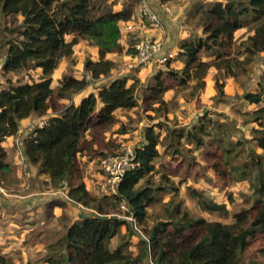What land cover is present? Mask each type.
Masks as SVG:
<instances>
[{"label":"trees","instance_id":"1","mask_svg":"<svg viewBox=\"0 0 264 264\" xmlns=\"http://www.w3.org/2000/svg\"><path fill=\"white\" fill-rule=\"evenodd\" d=\"M141 1L124 0L121 10L114 11L116 0H0L2 74L29 69L40 73L36 80L23 83L6 80V86L0 87V143L17 134L22 120L50 114L22 140L23 162L37 167L38 174L47 176L52 187L66 190L70 201L92 211L66 226L64 233L46 246L41 261L139 264L148 257L153 264H244L245 260L247 264H264V160L261 157L250 163V167L257 169L256 182L251 186L253 205L234 214L230 224L191 218L181 211L178 203L173 208V214L179 216L177 221H157L143 230L137 256L132 257L125 242L112 250L108 247L125 222L106 209L103 204L106 199H112L113 207L124 204L128 216L142 227L147 218L146 209L158 201L157 195L172 189L170 176L163 170L165 166L155 168L154 161L159 157L157 147L162 141L155 126H148L143 130L142 144L134 148L137 168L124 176L116 194L93 195L85 188L78 159L88 143L86 135L91 145L95 133L114 123L117 111L140 106L145 112L156 113L166 106L163 100L166 91L186 87L190 81H195V89H203L211 67L225 76L235 77L234 69L264 52V0L216 1L195 14L203 37L183 40L177 46L176 58L183 61V68L172 69L168 62L165 67L153 70L146 84L134 76L112 78L98 87L95 94L89 93L75 105L74 95L93 81L110 75L114 63L105 59V55L121 52L120 24L131 20L134 8ZM250 24H255L253 33L239 43L244 59L230 58H235L231 56L234 33ZM80 41L97 48L98 60L85 59L80 79L65 74L52 87L51 76L59 62L71 58L73 47ZM128 53L134 55V51ZM203 53H210L208 57L212 59L202 60ZM214 87L217 96L222 95V86L216 79ZM242 98L249 105H257L243 116L246 123L257 124L252 130V140L264 152V94L246 92ZM209 122V118H204L189 130L171 129L169 142L179 143L184 139L195 150L206 146L207 167L228 187L235 173L239 179L247 176L244 170L247 166L243 165L241 170L233 166L231 159L236 155L233 149L240 144L211 140L207 131ZM205 137L210 140L204 142ZM5 160L6 153L0 147V178L10 172ZM154 175L159 176L156 184L150 182ZM188 195L203 212L228 216L224 205L212 202L194 189L189 188ZM255 244L258 250L248 252ZM0 264H10L2 254Z\"/></svg>","mask_w":264,"mask_h":264},{"label":"rangeland","instance_id":"2","mask_svg":"<svg viewBox=\"0 0 264 264\" xmlns=\"http://www.w3.org/2000/svg\"><path fill=\"white\" fill-rule=\"evenodd\" d=\"M254 26L255 24H250L234 33L231 56L235 58H230L244 59L245 55L239 43L245 41L247 36L253 33ZM182 28L187 31L188 37L186 39L203 37L201 28L198 25L197 15L189 17L187 14ZM131 43L130 48L126 49L127 52L134 51L132 48L134 42L131 41ZM89 49H91L90 46H86L85 43L80 41L71 58L61 59L54 71V78H61L65 74L80 75L83 73L84 70L81 63L91 56ZM208 55L203 53L202 60L212 59ZM2 61L3 56L0 54V87L6 86V80H10L13 83L29 82L36 80L39 76L38 74H40L39 70L29 69L3 75L1 71ZM117 65V62H114L113 69H117ZM210 69H212V73L210 75L207 73L204 78L203 89H195V81H190L186 87L168 90L163 98L166 106L160 108L158 112H145L140 106L132 110L117 111L114 123L105 128L103 132L95 133L91 145L88 144L89 136L86 135L87 138L85 140L88 143L85 144L84 154L79 157V161L84 182L90 184V187L93 188L98 197L111 196L100 193L98 190L102 181L99 160L106 155L116 153L120 145H128L131 148L140 146L143 142V130L148 126H155L154 130L159 133L160 141H162V145L157 147L159 157L154 161L155 168L159 169L160 166H165L163 170L170 176L169 185L172 189L168 192H160L157 195L158 201L146 209L147 218L144 225L141 227L135 223L138 231L133 229L132 222L128 220L127 211L121 209V205L113 207L112 199H106L103 203L106 204V209L125 222V225L119 228L117 236L110 240L108 245L110 250L114 249L119 243L125 242L132 257L137 256L139 254V240L144 236L143 230H148L157 221H177L179 216L173 214V208L178 203L181 211H186L191 218L202 217L207 221H217L224 224H230L233 222L234 214L253 205L251 186L256 182L257 169L250 167V163L252 161L255 162L258 157L264 160V152L252 140V130L258 127L257 124L246 123V118L243 116L244 112L255 109L257 105H249L243 100L242 96L246 92H262L264 94V52L254 56L250 63L248 62L240 68L234 69L235 77L225 76L222 71H217L213 67ZM118 72L121 73L120 71ZM119 73L116 72L113 76H117ZM215 79L222 86V95L220 96H217L214 87ZM138 103H140V100H138ZM204 118H209L210 121L207 131L211 135L209 137L211 140L221 139L226 144L234 145L236 142L240 144L233 149L236 155L231 159V163L240 170L243 165L247 166L244 169L247 172V176L244 179H239L237 173H235L233 181L228 187H225L215 177L213 171L207 167L204 161L206 146L195 150L194 146L184 139L179 143L169 142V130H175L179 127L189 130L200 119ZM22 132L19 133V142L16 143L14 150V157L21 164L18 145L23 140ZM210 139L205 137L203 140L205 142ZM176 151L178 153H175ZM26 164L20 165V171L23 177L22 185L25 183V186L28 187V180L24 173L28 171V167L25 170ZM158 181V175L151 176L150 182L152 184H156ZM0 183H2L6 195H16L18 193L16 189L19 188V182L13 174H4L0 178ZM189 188L201 193V195L214 203L224 205L228 210V216L223 218L217 214L203 212L196 200L188 195ZM56 189L60 192L64 191L62 188ZM4 196L0 198V206L3 203V198L4 201H8L11 197ZM60 222L61 229L47 237L48 241L45 249H47L46 246L49 243L64 233V229L69 225L70 220L65 221L64 216ZM257 248L258 245L255 244L248 252L258 250ZM45 255L33 260L32 264H47L41 261ZM246 256H248V253ZM246 262L247 260H245L244 264H247ZM139 264L153 263L146 257Z\"/></svg>","mask_w":264,"mask_h":264},{"label":"crops","instance_id":"3","mask_svg":"<svg viewBox=\"0 0 264 264\" xmlns=\"http://www.w3.org/2000/svg\"><path fill=\"white\" fill-rule=\"evenodd\" d=\"M216 1L224 2V0H169L166 3H160L157 0H145L144 4L156 15L160 27L154 28L145 21L142 15V2L134 8L132 18L128 22L140 26L148 38L161 41L162 53L171 52L172 55H175L178 53L177 44L188 37L187 31L182 28L187 14L189 17H194L201 10L200 8ZM122 4L123 0L117 1L113 10H121ZM124 24H120L121 37L119 44L121 52L105 55V59L113 63L117 62V69H113L108 77H102L93 81L85 90L74 95L72 101L75 105L89 93L95 94L98 87L106 85L112 78L134 76L141 83L146 84L153 70L156 69L154 66L142 68L136 65L134 55L129 54L126 50L132 45L131 41L133 39L131 34L125 31ZM178 40L180 41L178 42ZM81 42L91 47L89 49L91 53L90 60L97 61V48L86 41ZM78 45L79 43L73 47V55ZM81 65H83V61ZM183 66V61L179 59L169 62V67L175 70H180ZM116 72L119 74L113 76ZM83 73L73 76L80 79ZM210 73H212V69H209L208 75ZM54 77L53 73L51 76L52 87H56L61 79ZM128 83L130 84L131 80ZM167 92L163 94V98ZM67 102L62 101L65 104ZM49 116L50 114L42 118L32 116L22 120L17 134L5 138L0 143V147L6 153L5 162L9 166V173L13 174L19 182V188L16 189L18 193L16 195H6L11 197L8 201H4L3 198V203L0 206V254L4 255L10 264H32L33 260L39 259L46 254L45 245L48 241L47 237L61 229L60 220L62 217L65 216V221L70 220V225L72 222L81 219L88 212H91V210L81 208L80 205L70 201L66 196V190L60 192L58 189L52 187L49 178L39 175L37 167L29 163L25 166V170L28 167V171L24 172L29 186L26 187L25 183L22 185L21 163L14 157L16 143L19 142V133L23 131V136H21L24 139L35 127H40L42 122ZM24 135L26 136L24 137ZM84 185L88 192L97 195L93 188L90 187V184L84 182Z\"/></svg>","mask_w":264,"mask_h":264},{"label":"built area","instance_id":"4","mask_svg":"<svg viewBox=\"0 0 264 264\" xmlns=\"http://www.w3.org/2000/svg\"><path fill=\"white\" fill-rule=\"evenodd\" d=\"M142 15L145 21L154 28H159L160 23L154 13L150 11L148 6H146L145 0H142ZM124 29L126 32L130 33L133 39V50H134V60L138 67H151L162 68L168 62L176 59V55L170 53H162V43L159 40L148 38L141 27L128 22L124 24ZM44 122V121H43ZM42 122V124H43ZM18 145V144H17ZM22 142L18 145V154L23 165L22 157ZM99 166L101 171V183L98 187L100 193L105 195L116 194L117 186L122 181L124 176L137 168V162L135 161V151L128 145H120L118 151L111 155H106L99 160ZM6 196L5 190L0 183V198ZM121 209L126 210L124 204H121ZM128 220L132 222V227L137 230L135 225V220L132 216H128ZM138 231V230H137ZM144 238V236H143Z\"/></svg>","mask_w":264,"mask_h":264}]
</instances>
